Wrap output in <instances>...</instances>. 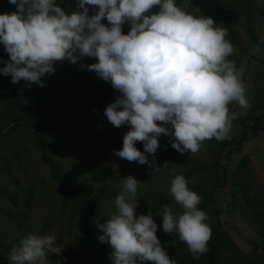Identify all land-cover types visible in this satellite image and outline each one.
Returning a JSON list of instances; mask_svg holds the SVG:
<instances>
[{
	"label": "clouds",
	"instance_id": "obj_1",
	"mask_svg": "<svg viewBox=\"0 0 264 264\" xmlns=\"http://www.w3.org/2000/svg\"><path fill=\"white\" fill-rule=\"evenodd\" d=\"M181 2L183 7L177 0H76L79 10L66 13L56 0H8L16 11L0 14V44L9 56L0 75L10 76L13 84L23 80L45 87L41 77L55 72V62L95 58L96 63L81 68L121 93L105 108L107 121L115 128L130 126L122 149L114 152L117 157L148 163L145 153L157 152L162 134L174 140L171 148L178 153H196L205 140L229 138L238 118L230 113L231 103L250 105L247 84L227 59L234 49L225 39L226 27L185 11L189 0ZM86 5L98 12L89 16ZM125 23L127 34L122 33ZM140 184L132 175L121 180L115 213L103 223L96 220L102 233L98 240L112 249V264H176L161 246L153 214L135 213ZM169 194L183 211L174 215L165 206L159 214L162 230L175 233L198 260L212 235L208 215L198 208L201 197L182 174L171 179ZM55 241V235L29 234L12 247L8 264H51L49 255L62 250Z\"/></svg>",
	"mask_w": 264,
	"mask_h": 264
},
{
	"label": "rangeland",
	"instance_id": "obj_2",
	"mask_svg": "<svg viewBox=\"0 0 264 264\" xmlns=\"http://www.w3.org/2000/svg\"><path fill=\"white\" fill-rule=\"evenodd\" d=\"M56 3L66 13L79 10L76 0ZM177 5L183 7L181 0ZM86 7L89 16L98 12L96 6ZM184 10L226 27L225 39L234 49L227 59L234 61L247 84L250 105L244 109L233 102L229 108L230 113L244 119L252 107L264 103V0H189V8ZM14 11L15 5L0 0V14ZM101 23L110 27L106 19ZM129 30L128 23L122 25L123 34ZM96 62L88 57L76 64L55 62V72L41 77L45 87L21 80L17 83L21 100L13 113L39 120L46 107L64 93L84 89L101 79L86 67L81 68L82 64ZM9 95L6 76L0 75V112ZM119 96L109 91L73 106L55 119L46 134L48 154L63 168L71 187L110 218L116 211L114 200L122 191L121 180L132 175L141 183L135 213L138 216L150 211L156 223L161 199L167 200L164 207H170L174 215L182 213L169 194L171 179L182 174L188 188L201 200L211 199L201 210L208 215L205 223L211 229H220L229 237L223 254L225 264H264V112L255 113L238 149L205 140L198 152L180 154L171 148L174 140L162 134L158 138L160 148L154 155L145 153L148 163L139 165L114 154L122 149L126 131L124 126L113 127L104 110ZM239 130L235 119L227 139L235 137ZM135 147L143 152L142 142ZM153 163L160 168L158 171L149 166ZM158 228V239L171 259L173 252L188 250L175 233H164L162 225ZM29 234L56 236L54 246L62 250L59 255H49L51 264H93L80 218L71 205L64 207L61 188L28 134L15 129L0 139V264H8L12 247Z\"/></svg>",
	"mask_w": 264,
	"mask_h": 264
},
{
	"label": "trees",
	"instance_id": "obj_3",
	"mask_svg": "<svg viewBox=\"0 0 264 264\" xmlns=\"http://www.w3.org/2000/svg\"><path fill=\"white\" fill-rule=\"evenodd\" d=\"M155 10L157 9H153V11ZM8 61L9 56L5 52L3 44H0V62L5 66V62ZM6 82L10 90V95L4 109L0 112V139L6 138V136L15 129H22L28 134L32 143L37 147L41 160L48 166L51 175L61 188L64 207L71 205L80 218L82 230L88 238L93 264H112V260L110 259L112 249L108 244L99 242L98 236L102 235V233L98 230L96 225L97 218H99V222L103 223L108 217L102 214L97 208H94L91 201L80 191H76L71 187L64 174L63 168L48 154L45 136L50 131L55 119L68 113L73 106L92 101L96 97L98 98V96L109 91H115L119 95H121V93L113 89L110 82L100 79L84 89L64 93L55 104L46 107L44 114L39 120L33 121L25 115L13 113L21 100V93L18 89V84L11 83L10 76H6ZM257 111L264 112V103L252 107L244 119H236L240 126V130L235 137L223 141H217L215 138L210 140L220 145H227L238 149L245 141L249 124ZM124 127L126 132L130 130V126L124 125ZM166 127L170 128V125ZM166 202V199L159 200L156 219L157 237L159 235L158 227L162 225V218L159 214L162 213L164 203ZM210 203L211 199L209 197H204L198 205V208L201 210ZM211 232V238L207 243L208 251L201 255L198 260L193 259L189 250L173 252L172 259L176 261V264H225L223 254L226 251L229 237L225 232L217 228L211 229Z\"/></svg>",
	"mask_w": 264,
	"mask_h": 264
}]
</instances>
